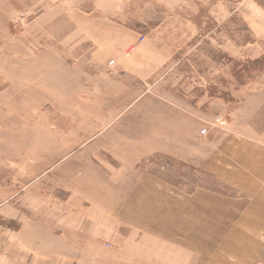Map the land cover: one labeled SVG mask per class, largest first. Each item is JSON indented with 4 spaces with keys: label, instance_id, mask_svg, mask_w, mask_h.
I'll use <instances>...</instances> for the list:
<instances>
[{
    "label": "rangeland",
    "instance_id": "1",
    "mask_svg": "<svg viewBox=\"0 0 264 264\" xmlns=\"http://www.w3.org/2000/svg\"><path fill=\"white\" fill-rule=\"evenodd\" d=\"M88 2L0 0V203L111 210L123 264H264V54L244 56L264 10L186 0L194 41L125 106L136 89L105 85L102 50L76 36Z\"/></svg>",
    "mask_w": 264,
    "mask_h": 264
},
{
    "label": "crops",
    "instance_id": "2",
    "mask_svg": "<svg viewBox=\"0 0 264 264\" xmlns=\"http://www.w3.org/2000/svg\"><path fill=\"white\" fill-rule=\"evenodd\" d=\"M250 1L264 10V0ZM184 4L186 0H89L83 11L89 21L75 24L81 31L76 36L90 38L93 51L102 50L96 58L103 83L136 89L125 106L135 101L144 106L160 68L194 41L197 25L180 13ZM223 6L215 3L217 17ZM140 36L144 39L138 42ZM256 38L261 40L244 46L249 59L264 54V31ZM35 198L26 197L25 210L11 201L8 207L0 203V214L19 222L0 225V264H123L127 243L114 246L119 236L111 230V210L97 211L90 200L73 195Z\"/></svg>",
    "mask_w": 264,
    "mask_h": 264
},
{
    "label": "trees",
    "instance_id": "3",
    "mask_svg": "<svg viewBox=\"0 0 264 264\" xmlns=\"http://www.w3.org/2000/svg\"><path fill=\"white\" fill-rule=\"evenodd\" d=\"M262 60H263V57L260 56V57L255 58L254 60H247L246 62H249L250 64H255V63H260V61H262ZM238 64L240 66H242L241 63L236 62V65H238Z\"/></svg>",
    "mask_w": 264,
    "mask_h": 264
},
{
    "label": "built area",
    "instance_id": "4",
    "mask_svg": "<svg viewBox=\"0 0 264 264\" xmlns=\"http://www.w3.org/2000/svg\"><path fill=\"white\" fill-rule=\"evenodd\" d=\"M139 38H140V40H143L144 37H143V36H140ZM113 62H114V61L111 60V61L109 62V64H112ZM206 131H207V129L204 128V129L201 130V133H206Z\"/></svg>",
    "mask_w": 264,
    "mask_h": 264
}]
</instances>
